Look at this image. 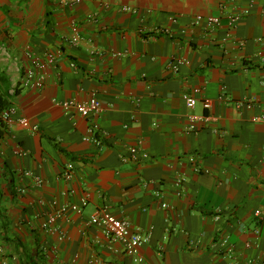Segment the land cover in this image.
Segmentation results:
<instances>
[{"label": "crops", "instance_id": "crops-1", "mask_svg": "<svg viewBox=\"0 0 264 264\" xmlns=\"http://www.w3.org/2000/svg\"><path fill=\"white\" fill-rule=\"evenodd\" d=\"M209 15L216 30L194 25ZM39 62L38 91L23 80ZM0 71L19 87L14 119L40 130L0 141V264H232L225 238L235 262L264 264V0H0ZM93 94L98 116L60 106ZM103 209L150 236L143 262L88 225Z\"/></svg>", "mask_w": 264, "mask_h": 264}, {"label": "built area", "instance_id": "built-area-1", "mask_svg": "<svg viewBox=\"0 0 264 264\" xmlns=\"http://www.w3.org/2000/svg\"><path fill=\"white\" fill-rule=\"evenodd\" d=\"M130 11L131 9L128 8ZM242 16L241 15H234L229 17L230 25L232 27H235L240 21ZM173 22L176 23L175 19H172ZM222 22L221 16H215V15H209L207 17L198 16L194 22V25L206 23L209 30L214 31L216 30ZM77 31V29H74ZM74 42L78 41V38L75 37ZM54 57L50 56L48 58V65L54 64ZM38 68L35 71H29L25 75V78L23 80V84L26 87H30L36 90H41L44 88V85L47 80V75L45 72L44 67L41 66L40 62L37 63ZM184 64V61L175 60L171 63L170 68L174 72H178L180 66ZM187 105L188 108L193 109L197 103L198 100L196 98H188L187 97ZM205 109L211 108V102L209 100H205L203 102ZM62 110L65 112V114H78L83 119H89L91 117L98 116L102 113V105L95 94H93L90 99L85 103H78L74 101H66L62 102L60 104ZM18 109L15 106H11L7 111H5L2 115V119L7 127H11L14 123H18L20 126L25 128L26 130L32 132V133H39V126L32 124L29 119L21 118L19 120H15L14 117L17 115ZM264 117L261 118H255L254 122H263ZM90 136L86 139L88 141H91L99 148L103 147V140L100 133V128L97 124H93L92 127L89 129ZM129 153L132 157L136 159L137 154L139 153L138 148H130ZM22 155H25L24 152L21 153ZM125 160H128L126 157ZM74 166L73 164H68L65 172V177L70 178L72 174L74 173ZM27 177H30V173L24 174ZM37 185L41 186L43 185V180H37ZM183 183L182 180H179V185ZM163 209H167L169 206L167 204H163ZM68 207H65L61 209L60 211H57L55 213H52L48 215L44 222L42 223V228L44 231L50 233V234H58L56 224L59 218L63 216ZM72 210H78L76 206L70 207ZM261 213L257 212V217H260ZM88 225L90 226H97L103 230V232L109 237V239L119 242L127 255L137 258L136 261L141 263L143 262V259L140 257V250L141 248L147 244L150 240L149 235H144L139 231H135L132 223L127 219H118L115 216H113L107 209H103L99 211L96 215L92 216L89 221ZM60 240H64L66 238V235L64 233H60L59 235ZM264 238V237H263ZM220 248L226 250V255L228 258H230L233 263L232 264H261V262L258 260H248L246 262H235L234 261V252L233 248L230 246V242L228 238H225L224 240L219 243ZM264 259V254H263Z\"/></svg>", "mask_w": 264, "mask_h": 264}, {"label": "trees", "instance_id": "trees-1", "mask_svg": "<svg viewBox=\"0 0 264 264\" xmlns=\"http://www.w3.org/2000/svg\"><path fill=\"white\" fill-rule=\"evenodd\" d=\"M18 88H13L8 74L5 71H0V141L8 133L2 115L12 106V98L19 94Z\"/></svg>", "mask_w": 264, "mask_h": 264}]
</instances>
